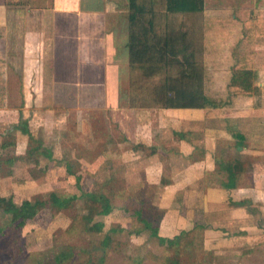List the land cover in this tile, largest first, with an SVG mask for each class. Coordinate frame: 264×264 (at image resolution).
<instances>
[{"label":"crops","instance_id":"obj_1","mask_svg":"<svg viewBox=\"0 0 264 264\" xmlns=\"http://www.w3.org/2000/svg\"><path fill=\"white\" fill-rule=\"evenodd\" d=\"M123 2L121 6L119 0H0V79H9L17 71L9 66V51L22 46L24 86L29 85L34 93L48 92L62 98L63 105L59 108L54 105L48 115L55 119L56 109L79 115L76 122L81 134L103 149L104 158L105 152L112 159L118 156L121 166H133L144 160L142 150L149 148L150 162L144 169V179L156 186L153 204L164 211L159 226L162 237L175 238L192 225L191 231L201 228L209 238L214 232L211 222L205 226L203 222L211 218L226 217L227 221L239 219L240 215L253 218L252 209L238 205L246 188L250 189L239 183L247 175L257 180V163L264 156V145L226 123L230 112L235 110V100L230 106L215 110L139 108L131 104L132 99L127 101L129 89L124 82L131 72L130 11L129 0ZM37 17L41 19L36 20ZM49 46L51 50H47ZM47 60L51 62L50 71L40 65L36 67L35 62ZM31 78L39 83H32ZM7 92L6 80L4 98H8ZM131 93L130 89L129 97ZM238 98L257 100L255 96ZM256 104L257 101L253 112L264 115V106ZM8 110L5 100L0 106V128L4 129L0 132V198H7L13 191L30 190L26 189L29 186L39 187L31 177L34 160L24 159L33 138V134L25 138L21 130L25 108L21 110L23 116L20 113L14 122L9 121ZM38 111L34 116L42 120L43 114ZM97 111L104 119L100 128L92 125L94 115L88 116ZM240 117L241 114L236 116ZM45 125L47 129L55 126ZM68 132L72 141L73 132L71 129ZM234 133H241L242 138ZM8 154L14 156L16 163L10 175ZM233 155L236 157L231 160ZM248 159L251 165L247 164ZM68 168L71 175V167ZM5 217L8 215L0 208V220ZM243 229L236 232L231 227H222L215 229L221 232L215 235L228 236L242 246L247 239Z\"/></svg>","mask_w":264,"mask_h":264},{"label":"rangeland","instance_id":"obj_2","mask_svg":"<svg viewBox=\"0 0 264 264\" xmlns=\"http://www.w3.org/2000/svg\"><path fill=\"white\" fill-rule=\"evenodd\" d=\"M123 1L119 0L121 4L124 3ZM141 1L154 3L158 35L162 36L169 30L174 33H187V40L194 47L193 51L197 55L200 68L208 71L209 79L206 87L210 95L221 99L227 97L228 85L234 73L233 55L240 49L242 53L253 57L257 71L256 83L264 92V41L260 42L257 37L252 42L247 41L248 23L264 19V0H205V11L195 15L169 14L163 0ZM39 19L41 17H37L36 20ZM47 50H51V46L47 47ZM9 53H11L9 66L17 71L11 74L9 79L6 78L8 98H2L6 80L0 79V106L7 100L9 110L5 113L9 115L10 122H14L20 113L26 112L20 121L21 130L25 132V138L33 134V138L40 142V151L34 156L31 176L39 187L29 186L26 189L30 190L13 191L7 200L17 206H21L22 202L28 199L33 201L39 199L46 204V207L24 226L22 242L25 251L16 259V264H166L172 259V251L162 246L152 235V229L147 228L142 221V218H147L159 232L164 215V211L153 204L154 196L157 194L156 186L144 179V169L150 162L147 157L149 148L142 150L144 160L141 159L139 163L129 167L127 164L119 165L122 161L118 156L112 159L105 152L107 158H104L103 149L95 147L96 143L88 141V138L77 128L76 117L79 115L70 114L63 109H56L55 119L52 114H47V112L51 113L54 105L57 108L63 105L60 95L48 92L34 93L29 89V85L24 86L23 72H21L23 71L21 54H25L23 47L14 46ZM35 64L36 67L40 65L44 69L46 67V71H50L49 60L38 61ZM4 69L2 66V73ZM178 72V69L162 71L156 77L149 79L142 76L139 70L131 69L130 77L124 82L132 92L130 98L128 91L127 101L132 99L130 102L136 107L147 104L161 109L152 102L154 99L152 92L163 84L166 76L177 78ZM34 79L31 78L32 83H39ZM27 81L29 82V79ZM237 98H233L235 100L233 110H235L230 112L231 116L226 123H229L228 125L233 129L244 130L253 142L264 145V115L253 112L257 100ZM35 103L39 106L37 107ZM23 108L25 110L21 111ZM28 108L31 110L29 111ZM37 111L43 114L42 120L34 116ZM239 114L241 117L238 119L236 116ZM91 115H94L91 121L94 123L93 127H103L99 124L104 119L98 111L88 116ZM39 122L43 125H39ZM45 124L55 126L47 129ZM70 129L73 132L72 141L68 139ZM3 130L0 128V132ZM112 133L115 137V133ZM261 144H258L260 148L263 147ZM117 152L119 153L120 149H117ZM235 157L236 155H233L231 160ZM248 161L250 162L247 164L251 165V160ZM257 164H259L257 180H252L247 175V178L239 183L250 189L245 187L247 191L241 194L242 198H240L242 203H238L242 208L252 209L255 216L245 218L240 215L239 219H231L232 221L224 220L226 217L211 218L212 220L203 222L204 226L207 222H211L212 232H215L209 238L205 237L203 230L191 231L192 225L188 226L187 229L190 230H184L182 233L190 234L183 236L181 246L177 249V252H180L181 264H264V156ZM67 166L71 167L73 175H70ZM50 169L52 171L48 174ZM52 192L62 197L95 194L99 198L109 199L114 210L108 216L94 219V212L87 205V200L82 198L73 201L68 209H58L52 207L49 196ZM235 203L233 202V205ZM259 204L263 205L259 206ZM91 215L94 221L92 226L101 222L103 225L101 231L86 229V218ZM10 225L9 215L0 220L2 231L7 232ZM252 225L254 226L251 227ZM227 226L235 229L236 232L240 231V228H245L243 230L247 239L242 246L237 241L233 242L228 236L215 235L221 233L215 229ZM9 236L7 238L10 240L13 235ZM256 249L258 252H252ZM69 250L76 251L69 261H54L56 255ZM246 250L252 253L248 254L249 257L242 258ZM8 251H11V248Z\"/></svg>","mask_w":264,"mask_h":264},{"label":"trees","instance_id":"obj_3","mask_svg":"<svg viewBox=\"0 0 264 264\" xmlns=\"http://www.w3.org/2000/svg\"><path fill=\"white\" fill-rule=\"evenodd\" d=\"M166 4V11L169 14H202L205 11V0H163ZM154 3H147L141 0H129V59L131 69H137L142 76L154 78L162 71L178 69V77L166 76L163 84L155 88L152 92V102L161 109H200L215 110L223 109L233 103V98L238 96L256 97V107L264 106V92L257 87L255 63L253 57L246 55L238 50L233 58V75L228 85V95L225 99L214 97L208 93L206 83L208 81L207 69L200 68L197 55L193 51L192 44L187 40L186 32L174 33L167 31L164 35H158L155 23L156 13H154ZM147 18V19H146ZM247 41L252 42L255 37L264 41V19L250 21L247 25ZM192 48V49H191ZM132 94V93H131ZM4 99V95H2ZM135 106V105H134ZM139 108L152 107L147 104L137 106ZM15 132V131H13ZM12 132V133H13ZM236 137H241V133H234ZM29 149L27 150L25 161L31 162L34 156L40 151V142L30 138ZM13 155L8 154V174H12V167L16 164ZM239 163L236 165L238 169ZM72 170V169H71ZM71 175H73L71 173ZM52 201V207L58 209H68L71 203L79 198L86 199L96 217H105L110 215L114 207L109 199L99 198L95 194H86L76 197H62L52 192L49 194ZM46 204L37 199L26 200L21 206L11 203L7 198H0V208L11 217V225L7 232L2 231L0 227V264H16V259L25 251L22 232L27 222L32 221ZM93 215L86 218V229L88 231H101L103 225L97 222L92 226ZM147 228L152 229V235L157 238L160 244L172 251V259L166 264H181L180 248L183 236H189L190 233L175 237H162L157 228L152 226V222L147 218H142ZM153 227V228H152ZM197 230H202L201 228ZM12 237H10V236ZM10 237L9 238L7 237ZM6 238V240H4ZM11 248V251L8 249ZM75 250H69L55 256L54 261H69L75 254ZM258 252V249L256 251ZM251 251H245L242 258L249 257ZM15 261V262H14ZM57 262V261H56ZM89 264V263H87Z\"/></svg>","mask_w":264,"mask_h":264}]
</instances>
